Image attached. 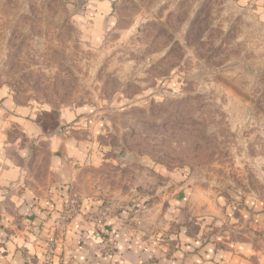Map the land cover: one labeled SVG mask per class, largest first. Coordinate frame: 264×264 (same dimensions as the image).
Wrapping results in <instances>:
<instances>
[{"label":"rangeland","instance_id":"obj_1","mask_svg":"<svg viewBox=\"0 0 264 264\" xmlns=\"http://www.w3.org/2000/svg\"><path fill=\"white\" fill-rule=\"evenodd\" d=\"M0 85L17 105L79 111L54 232L82 214L104 264L133 254L123 239L156 263L262 245L263 4L0 0Z\"/></svg>","mask_w":264,"mask_h":264},{"label":"crops","instance_id":"obj_2","mask_svg":"<svg viewBox=\"0 0 264 264\" xmlns=\"http://www.w3.org/2000/svg\"><path fill=\"white\" fill-rule=\"evenodd\" d=\"M254 1L264 5V0ZM79 115L76 110H38L30 105H17L0 85V264L42 263L47 240L61 214L65 195L62 187H67L75 177L72 174L80 169L76 133ZM43 154L49 159L45 164ZM88 209L83 207L82 211ZM259 209L254 214L256 222L252 223L260 226L254 227L264 236L263 206ZM63 229L57 227L60 232L54 264L105 263L95 256L93 224L85 221L82 214ZM122 241L121 245L131 247L133 254L119 251L117 264H205L201 257L191 259L183 252L156 263L149 261L152 255L145 258L140 253L139 240ZM224 248L222 264H264V238L262 245L249 238Z\"/></svg>","mask_w":264,"mask_h":264},{"label":"built area","instance_id":"obj_3","mask_svg":"<svg viewBox=\"0 0 264 264\" xmlns=\"http://www.w3.org/2000/svg\"><path fill=\"white\" fill-rule=\"evenodd\" d=\"M55 232H53L47 240L44 258L41 264H54V255L59 242V232Z\"/></svg>","mask_w":264,"mask_h":264}]
</instances>
